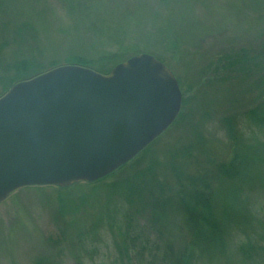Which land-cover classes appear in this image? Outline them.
<instances>
[{
	"label": "rangeland",
	"instance_id": "obj_1",
	"mask_svg": "<svg viewBox=\"0 0 264 264\" xmlns=\"http://www.w3.org/2000/svg\"><path fill=\"white\" fill-rule=\"evenodd\" d=\"M245 51L264 52V0H0V66L24 58L48 65L76 54L105 64L107 54L127 58L149 53L175 74L188 104L181 108L178 121L152 142L147 154H138L135 162L111 180H120L122 185L125 177L139 170L146 173L151 167L160 179L173 185L176 170L169 159L173 152H178L177 166L190 173L196 171L197 160L229 159L231 142L224 118L250 108L259 99L257 93L236 98L231 90L226 91L228 80L219 79L210 86L198 82L200 77H213L222 57ZM258 66L253 64L255 70ZM240 120L247 137L256 130L258 139L251 138V143H264V132L254 125L252 130L244 118ZM187 147L191 156L182 154ZM261 172L253 190L245 191L239 180L234 181L238 195L244 192L242 203L246 204L221 202V207L240 213L237 222H242V229L229 238L231 250L218 248L205 255L202 264H239L241 245L255 242L264 247V170ZM79 183L67 188L24 187L0 202V264H37L41 257H51L55 264H77L78 259L86 264H114L117 233L110 223L96 224V210L90 205H84L75 218L65 212L70 200L91 189L88 182ZM138 184L140 180L134 182L133 191ZM114 197L125 211H143L138 197L133 201L126 194ZM71 221L75 228H67ZM92 224L98 225L94 232ZM78 227L92 236L82 250L79 243L71 244ZM52 240L56 247L50 244Z\"/></svg>",
	"mask_w": 264,
	"mask_h": 264
},
{
	"label": "trees",
	"instance_id": "obj_2",
	"mask_svg": "<svg viewBox=\"0 0 264 264\" xmlns=\"http://www.w3.org/2000/svg\"><path fill=\"white\" fill-rule=\"evenodd\" d=\"M103 58L107 60L105 61L107 63L98 64L93 59L77 54L64 60H52L48 65L34 58L4 63L0 66L2 71L0 98L15 84L59 66L77 65L109 74L117 64L130 57L111 53L104 55ZM258 63L259 66L255 70L253 64ZM215 67L213 77L208 78V75L200 77L198 84L210 86L216 83V80H228L230 84L226 91L229 93L231 90L233 97L239 98L243 93L250 95L256 91L259 98L251 102L252 105L247 110L229 114L224 118L225 129L231 142L229 144L232 155L229 159L220 162L215 157L197 160L196 171L190 173L182 171L177 166L178 152H173L169 157L173 161L170 164L171 167L176 170L173 185L160 179L153 172L152 167L146 173L139 170L132 176L125 177L123 185L120 180L112 182L111 180L115 179L121 171L139 158L137 155L107 177L86 183L91 187L90 191H85L77 200L72 199L66 204L65 212L74 218L84 205H90L93 207L91 209L96 210L93 215L96 224L103 221L110 223L113 232L117 233L115 246L118 254L114 264H202L206 259L205 255L216 253L218 248L232 249L230 240L237 230L242 229V222H237V218L240 220L241 215L237 210H226V206L222 208L221 202H225V205L241 204L242 199L246 197L243 190L238 195V186L234 181L239 180V185L247 188L245 191L253 190L257 185L256 176L264 170V143L250 142L251 138L258 139L254 135L256 130H253L252 125L258 128V131L264 132V52L249 54L245 51L229 54L222 57ZM205 78L208 79L205 80ZM238 81L242 85H237ZM188 101L189 99L183 96V109ZM182 114L181 111L178 119ZM240 118H244L250 124V129L254 131L251 137L245 135L240 126ZM151 144L139 154H147ZM182 154L191 156V148H185ZM139 180L140 184L133 191L134 182ZM259 181L262 180L259 179ZM115 183L121 184L116 186ZM58 189L62 188L58 187ZM119 193L126 194L129 201L138 197L140 209L143 211L139 209L125 211L121 207L122 203L119 204L114 197ZM101 198L107 199L101 201ZM243 204H246V201H243ZM146 210L148 214L145 213ZM141 215L142 219H140ZM96 224H92L90 228L93 230L98 226ZM67 225V228H71L73 221L68 222ZM77 229H79L78 235L70 242L73 243V247L78 246L79 243L82 250L88 245L87 241L92 236L90 231H84L80 227ZM166 231L170 236H165ZM67 238L66 236L65 239ZM227 238V242L224 241ZM56 243L53 240L50 241L54 247ZM238 252L241 258L239 264H264V247L255 242H250L247 246L241 245ZM36 263L55 264L51 257L38 258ZM77 264L86 263L83 259H78Z\"/></svg>",
	"mask_w": 264,
	"mask_h": 264
},
{
	"label": "water",
	"instance_id": "obj_3",
	"mask_svg": "<svg viewBox=\"0 0 264 264\" xmlns=\"http://www.w3.org/2000/svg\"><path fill=\"white\" fill-rule=\"evenodd\" d=\"M175 74L149 53L109 74L63 65L0 98V202L29 186L96 182L133 160L177 119Z\"/></svg>",
	"mask_w": 264,
	"mask_h": 264
}]
</instances>
